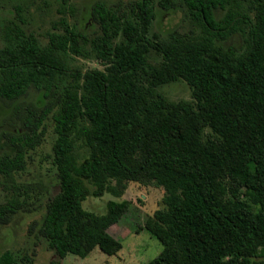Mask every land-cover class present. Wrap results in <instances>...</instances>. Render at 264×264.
<instances>
[{"label":"trees","instance_id":"1","mask_svg":"<svg viewBox=\"0 0 264 264\" xmlns=\"http://www.w3.org/2000/svg\"><path fill=\"white\" fill-rule=\"evenodd\" d=\"M43 6L56 16L41 32L43 7L0 0V227L49 192L28 177L51 122L60 191L38 234L52 264L122 250L110 230L129 203H83L130 182L165 191L143 226L163 251L146 264H264V0ZM180 13L188 30L154 31ZM80 57L104 70L74 68ZM181 80L192 102L159 90ZM0 264L30 263L10 250Z\"/></svg>","mask_w":264,"mask_h":264},{"label":"rangeland","instance_id":"2","mask_svg":"<svg viewBox=\"0 0 264 264\" xmlns=\"http://www.w3.org/2000/svg\"><path fill=\"white\" fill-rule=\"evenodd\" d=\"M51 0H34L35 8L43 7L34 12V27L41 32L49 29L51 19H55V11L43 6V2ZM100 1H108L114 5L129 4L135 0H91L90 4L95 5ZM8 5L25 3L26 0H6ZM81 9L88 7V0H75ZM188 30L182 13L175 17L166 15L163 18L162 26L156 25L154 31L168 33L173 30ZM74 68H79L83 72L93 69L104 70L99 62L91 59L75 58ZM160 92L172 102H192L190 87L184 81L174 82L159 89ZM3 126H1L2 128ZM56 134L51 122L48 123L43 144L34 152V166L31 175L33 180H41L48 187V194L31 206L35 211L20 212L13 217V220L6 226L0 227V252L15 251L20 255L29 257L30 264H52L58 261L57 255L49 248L45 239L39 236V226L47 212V204L60 191V182L57 170L52 164L53 144ZM165 191L153 185L145 186L135 182L127 185L125 193L121 197L105 194L103 197L95 198L90 196L83 203L86 210L96 214L104 215L108 211V203L128 202V209L122 216L118 224L111 228L110 232L121 241L123 248L115 256H108L100 249L96 248L86 258L82 259L73 255H68L60 264H146L155 259L162 251L163 245L156 238L152 237L143 229L145 221L153 214L163 208V198Z\"/></svg>","mask_w":264,"mask_h":264}]
</instances>
